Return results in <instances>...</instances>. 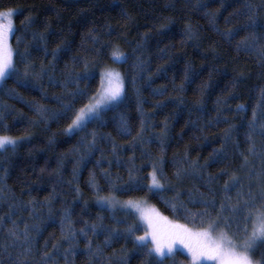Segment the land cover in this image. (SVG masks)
I'll list each match as a JSON object with an SVG mask.
<instances>
[{
	"label": "trees",
	"instance_id": "1",
	"mask_svg": "<svg viewBox=\"0 0 264 264\" xmlns=\"http://www.w3.org/2000/svg\"><path fill=\"white\" fill-rule=\"evenodd\" d=\"M5 10L14 12L16 72L0 84V136L21 141L0 151V264H192L181 252L146 256L124 233L136 215L99 201L145 200L200 230L165 201L192 213L208 202L215 216L226 196L258 192L264 0H0ZM114 50L124 54L122 100L68 134ZM153 165L164 187L150 192ZM243 215L218 229L243 242ZM66 216L75 232L67 238ZM86 224L97 234L83 236ZM103 229L121 235L105 244ZM253 255L261 262L264 245Z\"/></svg>",
	"mask_w": 264,
	"mask_h": 264
},
{
	"label": "snow or ice",
	"instance_id": "2",
	"mask_svg": "<svg viewBox=\"0 0 264 264\" xmlns=\"http://www.w3.org/2000/svg\"><path fill=\"white\" fill-rule=\"evenodd\" d=\"M12 16L13 12L11 10L6 14L0 13V82L5 81L9 75L16 72L13 63L14 53L10 44V40L14 34ZM123 56L124 54L119 50L112 52V57L115 61H120ZM53 59H55V54H53ZM28 75L29 70L26 68L24 76ZM124 91V78L119 72L114 69L103 72L101 74L100 90L91 98L89 104L81 108L75 115L68 131L71 132L75 129L83 130L89 121L98 119L107 109L117 105L122 100ZM122 130L127 131L126 128ZM94 143L95 137H93ZM15 145L16 140L14 138L6 135L0 136V151L7 150L8 146L14 148ZM249 151H252V149H249ZM245 160L247 161V158ZM179 175L180 173L177 172V176ZM150 176L151 183L148 191L153 192L163 189L164 185L161 183L163 172L160 171L158 175L155 165H153V171L150 173ZM232 179L234 183H240L237 177L233 176ZM139 187V185H136L137 189ZM224 187L227 191L229 185L226 184ZM247 197L244 198L242 191L238 192L236 202L231 203V198L226 196V202H222L219 205V211L215 213V216L208 211V202H203V212L192 213L178 199L175 203L165 201L173 213H177L180 208H184V216L188 223L196 224L199 221L202 227L200 230L195 231L188 227L187 224L170 221L167 216L161 215L155 209L145 210L142 207V202L131 199L120 202L113 196L102 197L99 202L111 208L119 205L135 211L138 216V223L125 227L124 233L128 237H134L135 247L141 250L147 248L148 251L145 255L148 257L156 256L163 258L171 256L179 245L187 249L191 256L192 264H199L200 260L212 261L214 264H254L251 259L252 250L257 246V242L264 245V182L261 183L255 195L250 188ZM212 207L215 208L214 203H212ZM241 213H244L242 220L245 226L240 228L239 222L236 223L237 231L245 233V239L242 244H235L233 239L229 238L227 233L223 231L216 234V230L220 227L221 223L225 227L231 228L234 223L232 217ZM119 223L120 221H117V224ZM205 223L207 227H203ZM249 223L252 225L250 232L247 227ZM65 224L68 225L66 238L75 236V232L71 227L72 221L70 216H66ZM141 226H143L144 234L137 235V232L141 230ZM97 227V225L89 227L86 224L85 228L80 229V233L85 237L89 233L96 235ZM103 231L108 237L105 240V244H108L113 238H119L121 235L118 229H103ZM11 235L15 239H19V235L15 231ZM24 235L25 237L27 236V231H25ZM149 238L151 247H149L148 243ZM89 248H91L90 241ZM261 262H264V255L261 257ZM261 262H256V264H261Z\"/></svg>",
	"mask_w": 264,
	"mask_h": 264
},
{
	"label": "rangeland",
	"instance_id": "3",
	"mask_svg": "<svg viewBox=\"0 0 264 264\" xmlns=\"http://www.w3.org/2000/svg\"><path fill=\"white\" fill-rule=\"evenodd\" d=\"M8 11H10V10H5V11H2V12H0V13H7ZM12 11V10H11ZM13 12V11H12ZM13 16H14V12H13ZM13 16H12V23H13V26H14V21H13ZM10 44H11V40H10ZM124 60V56H123V58L120 60V61H115L114 59H113V57H112V63L110 64V65H108V66H106L103 70H102V72H101V74L103 73V72H105L106 70H109V69H114L115 71H117V72H119L120 74H121V76H122V73H121V71H120V69H119V65L121 64V62ZM123 77V76H122ZM0 84H1V82H0ZM100 88H101V86H100ZM100 90V89H99ZM70 127V126H69ZM69 129V128H68ZM68 129H67V133L68 134H72V133H75V132H78L79 130L78 129H75V130H73V131H71V132H69L68 131ZM15 140H16V144L18 143V142H20L21 141V139H17V138H14ZM8 147H11V146H8ZM117 201H119V200H117ZM120 202H124V201H120ZM138 202H142V207L145 209V210H151V209H155L153 206H151L148 202H146L145 200H139ZM102 204V203H101ZM102 205H104V206H106V207H108V208H110V209H112V210H124V211H129V212H132L134 215H136V217L138 218V216H137V214L135 213V211L134 210H132V209H128V208H125V207H121V206H117V207H115V208H111V207H109V206H107V205H105V204H102ZM156 210V209H155ZM170 220V219H169ZM171 221V220H170ZM174 222V221H173ZM194 231H195V229H193ZM221 231H223V230H220V229H217L216 230V234H218L219 232H221ZM224 232V231H223ZM230 238V237H229ZM232 239V238H231ZM233 242L235 243V244H237V245H240V244H242L243 242H240V241H235V240H233ZM148 243H149V245L151 246V242H150V238H149V241H148ZM260 244V242H257V246ZM254 250H255V248L252 250V254H251V259H252V261L254 262V264H256V262H257V260L254 258V255H253V253H254ZM178 252H181V253H184V254H186L188 257H189V259H190V262L192 263V259H191V256H190V254L188 253V251H187V249H184L182 246H177V248H176V251L171 255V256H173V255H175L176 253H178ZM168 257V256H167ZM160 258H162V257H160ZM164 258V257H163ZM199 264H214V262H212V261H207V260H200L199 261Z\"/></svg>",
	"mask_w": 264,
	"mask_h": 264
}]
</instances>
